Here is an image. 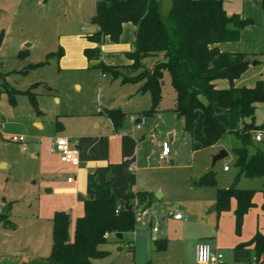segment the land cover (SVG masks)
<instances>
[{"label":"rangeland","instance_id":"obj_1","mask_svg":"<svg viewBox=\"0 0 264 264\" xmlns=\"http://www.w3.org/2000/svg\"><path fill=\"white\" fill-rule=\"evenodd\" d=\"M95 2L0 0V31L4 32L0 46V264H41L37 260L47 257L51 250L53 213L66 210L71 216L76 214L67 205L66 190L56 187L66 174L53 172L55 169L46 171L45 162L54 160L48 147L51 139L79 135L85 118L78 114H92L113 94V85L99 87L100 81L107 80L101 78L100 69L77 67L87 61L84 47L96 44L87 38L94 32L89 21ZM122 55L126 57L125 53ZM161 57L158 54L143 58L137 70H119L131 76L151 67ZM6 90L13 93L12 102ZM174 96L165 72L159 112L154 116L142 114L141 108L148 110L151 106L149 93L139 98V105L132 104L143 107L131 111V134H146L140 148L146 167L141 169L137 164L132 177L141 178L151 190L148 204L138 196L136 200L147 206L158 230L153 232L150 224L136 220L133 232L123 233L122 238L109 235L107 242L99 246L106 253L93 258V264H196L192 255L194 238L200 234L209 236L220 218L221 213L215 210L208 213L215 204L216 188L196 187L192 181L213 169L219 187H229L236 174L232 148L240 142L227 134L215 147L199 149L201 119L195 122L193 133H187L183 119L171 111ZM215 114L226 126L224 111L215 107ZM255 115L264 141V104ZM135 119L142 122L136 124ZM35 121L41 122L42 127L34 125ZM85 125L94 130V123ZM13 135L23 136L24 141H12ZM163 139L170 148L167 160L158 158ZM253 147L249 150L253 151ZM220 149L228 155L212 166V156ZM224 164L229 167L228 172L223 171ZM263 182V177H240L236 186L255 189L254 197L262 200L258 189ZM176 211H181L185 220L177 221L170 215ZM161 239L166 240L165 248L157 250L153 240Z\"/></svg>","mask_w":264,"mask_h":264},{"label":"trees","instance_id":"obj_2","mask_svg":"<svg viewBox=\"0 0 264 264\" xmlns=\"http://www.w3.org/2000/svg\"><path fill=\"white\" fill-rule=\"evenodd\" d=\"M89 22L96 29L87 38L97 46L83 49L87 60L100 57V44L105 38L117 43L124 23L133 24V50L125 53L131 63L107 65L98 62L93 67L112 77H120L122 83H140L137 91L149 93L151 98V106L143 111L144 115H153L159 110L163 75L167 72L175 93L171 111L183 119L184 130L192 134L195 122L201 119L199 149L217 145L227 134L239 140L240 145L232 148L236 174L229 187H219L213 169L193 180L192 185L216 188L214 210L218 213L229 210L231 201H235V233L240 234L244 215L254 205L256 190L238 188L236 181L240 177L264 178V142L262 146L253 143L256 141L254 134L262 129L255 124V111L258 104H264V81L259 79L250 87L234 86V80L249 67L251 55L223 51L218 44L237 41L241 31L251 25L253 19L227 15L223 0H174L167 16L162 15L159 0H96ZM3 37L1 30L0 46ZM158 54L162 57L151 67L134 75L119 70H137L143 58ZM218 79L227 80L229 87H216L214 82ZM6 92L12 102L13 93ZM215 107L227 115L226 126L215 114ZM102 113L115 129L122 127L127 116L120 108H104ZM250 146H254L253 151L249 150ZM89 187L93 197L83 202L82 215L73 220L65 211L53 213L51 250L47 257H40L37 262L93 264V258L106 253L99 248L107 242L105 233L115 236L116 233L123 235L134 231L136 218L129 196L117 199L112 183L94 175L90 176ZM260 191L264 199V183ZM137 196L147 204L150 202L149 192H138ZM261 209L264 212V201ZM153 242L157 250L165 248V239ZM247 247L253 251L255 264H264V233L257 231L248 241L237 245V248ZM144 264H150V261Z\"/></svg>","mask_w":264,"mask_h":264},{"label":"crops","instance_id":"obj_3","mask_svg":"<svg viewBox=\"0 0 264 264\" xmlns=\"http://www.w3.org/2000/svg\"><path fill=\"white\" fill-rule=\"evenodd\" d=\"M223 7L227 15L237 14L241 17L253 19V23L241 31L240 37L237 41L221 42L218 44L220 50L245 52L251 55V63L249 64V67L239 78L234 80L233 85L250 87L259 79L264 81V2L262 0H223ZM93 29L95 31L96 28L93 26ZM134 30L132 23H124L120 39L117 43L105 38L102 44H100V57L96 60H87L77 67L85 66L86 69H90L98 62L107 65H126L131 63V60L127 57L124 58L122 54L133 50ZM93 46H97V44L90 43V45L86 47ZM102 74L103 73L101 72V78H107V80L103 82L100 81L99 87H101L102 84L113 85V94L109 95L105 102H103V105L98 106L96 111L92 114H89L88 112H80V114H78L85 118V124L94 123L95 131L89 130L83 123L79 135L75 137L67 136L78 148L80 156L79 164L73 166L64 163L60 160L57 153L51 152L50 146L54 139H51L48 146L49 153L52 154L54 160L52 162L48 159L45 162V170L53 171V169H55L53 172H63L66 174L65 180L58 181L56 187L58 189L63 188L66 190L65 195L67 205H69V208L76 212V214L71 216L70 212L66 210L59 211L69 213L73 220L82 215L80 211L82 209L83 212V202L93 197V191L89 187L91 175H94L103 181H110L113 185L117 199H121L124 195L136 199L137 193L142 191L149 192L151 197V190L149 187L144 186L145 183L143 180L136 177V175L132 177V173H135L137 170V164H140L139 168L141 169L146 167L143 162L145 160V155L140 156L142 153L140 148L144 144L146 134H140L137 136L131 134L133 128L130 126L134 119L131 111L143 107H134L132 104L136 103L139 105V98H144V96H147V93H139L137 91L140 83H122L120 77H111L112 79H109V74H106V76H103ZM214 84L219 88L229 87V82L225 79H218ZM76 87L80 89L81 86L77 83ZM56 100L58 99L56 98ZM260 105L262 104L260 103L257 105L256 111ZM118 106L125 107L128 110H123L127 116L122 127L115 129L112 122L102 113V109L116 108ZM141 109L143 114L145 108ZM127 111L130 112L128 113ZM158 112L159 110L151 116H154ZM173 114L176 115L174 112ZM86 118L88 120L90 119V121H87ZM136 120L137 119H135L136 124L142 122V119H139V122H136ZM255 124L259 125L257 123ZM34 125L38 128L42 127V123L38 121H35ZM129 126L130 128H128ZM136 128L139 129L140 126H136ZM129 129H131L132 132H130ZM172 139L173 137H170V140ZM164 141L166 140L163 139L161 141V145ZM260 142H264L263 139ZM160 153L161 151L158 154L159 159ZM229 170L230 169L223 171L228 172ZM69 176L73 177L71 182L67 181V177ZM260 189H258V191L262 196ZM48 192H50V190ZM254 198L255 197L253 196L254 205L244 215L240 234L235 233L234 209L236 204L235 201L232 200L230 209L220 212V218L215 226L211 228V234H209V236L205 234L196 236V238H194V246L200 241L208 242L213 249L223 253L226 264H254V256L251 247L237 248L238 244L248 241L257 231L264 233V212L261 209V204L264 199L263 196L262 200ZM130 201L132 203L133 200ZM193 253L194 251H192L194 257Z\"/></svg>","mask_w":264,"mask_h":264},{"label":"built area","instance_id":"obj_4","mask_svg":"<svg viewBox=\"0 0 264 264\" xmlns=\"http://www.w3.org/2000/svg\"><path fill=\"white\" fill-rule=\"evenodd\" d=\"M103 76L105 73L102 74ZM1 120V118H0ZM253 139L256 141L262 140L261 131H256L253 136ZM12 141L23 142V136H11ZM50 151L57 153L62 162L68 163L73 166H77L80 162L79 151L73 141L67 136H59L52 141L50 146ZM169 144L167 141H164L161 145L160 159L167 160L169 155ZM132 169V168H131ZM229 167L224 164L223 170H228ZM73 180L72 176L67 177V181L71 182ZM133 212L136 220H140L143 224H150L152 226V231L157 232L158 223L154 222V217L151 212L148 210L147 206L137 204V200L132 201ZM172 217L176 220L184 219L181 211H176ZM185 220V219H184ZM104 237L108 238L109 234L105 233ZM194 260L196 264H226L224 261V255L222 252L213 249L208 242L200 241L197 242L194 246ZM253 262L255 264V258L253 257Z\"/></svg>","mask_w":264,"mask_h":264},{"label":"water","instance_id":"obj_5","mask_svg":"<svg viewBox=\"0 0 264 264\" xmlns=\"http://www.w3.org/2000/svg\"><path fill=\"white\" fill-rule=\"evenodd\" d=\"M159 1H160L162 15L163 16H167L169 14L170 10L173 7V1L174 0H159ZM136 122H139V119H137ZM227 155H228V152L225 149H220L217 153H215L212 156V166L215 164L216 161L222 160ZM213 210H214V205L210 207L208 213H210ZM115 237L116 238H121L122 234L121 233H116ZM21 264H29V263L28 262H22Z\"/></svg>","mask_w":264,"mask_h":264}]
</instances>
